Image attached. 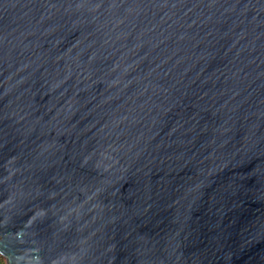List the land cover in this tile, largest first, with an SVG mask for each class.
Instances as JSON below:
<instances>
[{
    "label": "water",
    "instance_id": "95a60500",
    "mask_svg": "<svg viewBox=\"0 0 264 264\" xmlns=\"http://www.w3.org/2000/svg\"><path fill=\"white\" fill-rule=\"evenodd\" d=\"M7 264H264V0H0Z\"/></svg>",
    "mask_w": 264,
    "mask_h": 264
},
{
    "label": "rangeland",
    "instance_id": "374dc122",
    "mask_svg": "<svg viewBox=\"0 0 264 264\" xmlns=\"http://www.w3.org/2000/svg\"><path fill=\"white\" fill-rule=\"evenodd\" d=\"M0 264H7L6 260L2 256H0Z\"/></svg>",
    "mask_w": 264,
    "mask_h": 264
},
{
    "label": "clouds",
    "instance_id": "9594fccd",
    "mask_svg": "<svg viewBox=\"0 0 264 264\" xmlns=\"http://www.w3.org/2000/svg\"><path fill=\"white\" fill-rule=\"evenodd\" d=\"M0 256H2L1 254H0ZM3 257V256H2ZM4 258V257H3ZM5 259V258H4Z\"/></svg>",
    "mask_w": 264,
    "mask_h": 264
}]
</instances>
